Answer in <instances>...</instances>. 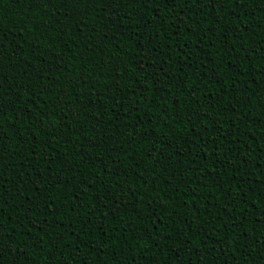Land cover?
<instances>
[{
	"label": "trees",
	"instance_id": "obj_1",
	"mask_svg": "<svg viewBox=\"0 0 264 264\" xmlns=\"http://www.w3.org/2000/svg\"><path fill=\"white\" fill-rule=\"evenodd\" d=\"M0 264H264V0H0Z\"/></svg>",
	"mask_w": 264,
	"mask_h": 264
}]
</instances>
